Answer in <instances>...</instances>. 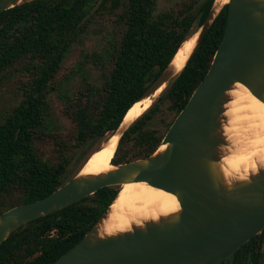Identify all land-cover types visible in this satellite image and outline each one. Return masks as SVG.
Instances as JSON below:
<instances>
[{"label":"trees","instance_id":"obj_1","mask_svg":"<svg viewBox=\"0 0 264 264\" xmlns=\"http://www.w3.org/2000/svg\"><path fill=\"white\" fill-rule=\"evenodd\" d=\"M157 1L30 0L0 12V91L12 75L29 78L20 83V101L0 118V213L40 199L66 182L71 156L63 153L104 141L116 130L126 111L204 23L214 0H191L159 12ZM102 13L114 15L120 30L105 52L95 54L100 84L84 79L65 100L62 113L74 127L69 148L49 118L51 80L76 37ZM226 16L227 4L179 74L122 133L113 164L147 157L158 148L163 135L150 126L153 118L167 111L176 116L184 107L210 67ZM45 136L61 153L54 163L35 148V140ZM116 192L113 186L102 187L20 226L0 243V264H50L92 228ZM263 243L264 228L234 253L230 264H261Z\"/></svg>","mask_w":264,"mask_h":264},{"label":"water","instance_id":"obj_2","mask_svg":"<svg viewBox=\"0 0 264 264\" xmlns=\"http://www.w3.org/2000/svg\"><path fill=\"white\" fill-rule=\"evenodd\" d=\"M27 1L30 0H0V12ZM225 4L222 39L206 74L162 138L159 146L167 144L165 150L157 153L158 146L147 157L112 163L116 169L103 175L80 177V169L48 195L3 211L0 243L31 220L71 205L102 187L126 181H145L174 194L181 208L179 216L147 224L144 230L98 238L96 225L115 195L92 228L50 264H230L234 253L263 230L264 171L250 181L226 188L211 166L218 157L216 147L225 143L217 134L220 104L226 99L223 90L231 82H240L264 102V0H228ZM213 6L214 1L196 31L193 52L220 11L213 16ZM169 64L142 96H155L162 85L160 92L179 74L181 70L167 76ZM126 113L102 144L117 132L120 138L136 119L124 124ZM25 234L26 231L18 239Z\"/></svg>","mask_w":264,"mask_h":264},{"label":"rangeland","instance_id":"obj_3","mask_svg":"<svg viewBox=\"0 0 264 264\" xmlns=\"http://www.w3.org/2000/svg\"><path fill=\"white\" fill-rule=\"evenodd\" d=\"M187 1L191 0H158L156 11L175 8ZM196 1L200 3L204 0ZM119 30L120 27L116 24L114 15L102 13L94 17L87 25L85 31L76 37L54 78L51 80L53 88L48 94L49 118L55 129L62 134V138L67 142V147L69 148L74 143L72 138L74 127L70 120L62 113L65 100L74 95L76 90L83 85L84 79L95 85L100 84L101 71L93 62L96 57L95 54L105 52L109 40L112 39V36H116ZM195 30L197 31L198 28ZM196 31L194 34H196ZM28 79V76L24 74H17L10 76L3 84L0 91V118L7 115L20 101V83ZM158 94L152 96L151 103ZM175 117L171 112H162L153 118L150 126L155 128L158 134L164 137L171 125H169V122L173 121ZM104 141H98L92 145L85 144L71 152H68V150L63 153L71 156L66 174L67 180L78 172L89 154ZM55 146L53 140L47 136L35 140V148L39 155L51 163L56 162L61 156L60 151ZM224 149L223 144H220L216 152H222ZM118 186L113 185L115 189H118ZM259 250L260 252H264V243L259 246ZM260 263L264 264V256L260 258Z\"/></svg>","mask_w":264,"mask_h":264},{"label":"bare ground","instance_id":"obj_4","mask_svg":"<svg viewBox=\"0 0 264 264\" xmlns=\"http://www.w3.org/2000/svg\"><path fill=\"white\" fill-rule=\"evenodd\" d=\"M227 2L228 0H214L213 16L216 15L220 7ZM197 36H198L197 33L193 34L182 43L180 48L177 50V52L173 56L169 64V67L167 68L165 72L167 76L168 75L174 76L176 73H178L180 71V70L179 71L177 70L178 65L180 69L184 66L186 60L188 59L190 54L193 52L196 46ZM189 41H192L193 48L191 50H186L185 45L188 44ZM234 84H238V85H241L243 88H246L249 95H251L256 100L260 101L242 83L235 82ZM162 86L156 91L155 95L158 94V92H160V90L162 89ZM151 100H152V96H148V95H144L141 98H139L127 111L125 119H124V122H125L124 124H127L131 122L132 120H134L135 118H137L150 105ZM260 103H264V102L260 101ZM226 119H228V117H225L224 114L221 113L218 119L220 126L218 127V130H217V134H219V136L223 138L225 141V143L223 144L225 149L222 152H216L218 154V157L215 161L211 163V166H212V170L214 171L216 176L219 178L222 185L226 188H231L238 183H242V181L235 179L234 178L235 174L233 176L228 175V172L233 171L229 157L232 155V152L230 151V149L234 148V145L231 143L226 133V129H227ZM118 138H119V133L117 132L114 136H112V138L107 144H101L99 145L97 149L91 152L93 154L91 155L90 153L91 155V156L89 155L90 158L88 160L86 159L87 162L86 160L84 161V163L85 162L86 163L85 164L83 163L84 166L82 164V166L80 167L81 170L79 169L80 171H79L78 176L94 177V176L103 175L112 170H115L116 166L112 164V158L114 156ZM166 147H167V144H161L157 150V153L163 152ZM218 148H219V145L216 147V150ZM86 170H89V171H86ZM260 171H264V166L260 165L258 162L257 171L251 173L250 178L253 176H256L258 172ZM117 185L119 186H118L115 198L109 205L103 217L99 220V222L96 225V236L98 238L115 237V236L122 235L125 233H130L132 232L133 229L144 230L147 224H158L159 222H162V221L175 219L179 216L181 212V208H179L178 212H171L167 215L161 216L160 219L155 220V221L142 220V223L140 225L132 223L130 231H123V232L117 231L115 234L109 236L104 232V226L106 222L112 219L114 213L121 214L125 212L129 204H132L133 206H136V207L142 206L149 210H158L162 205H164L167 202L168 197H174L176 202L179 204L174 194L164 191L162 189L153 187L145 181H136V182L126 181V182H123ZM126 185H131L132 187H129L126 191L125 189ZM122 192L125 193V196L123 198L120 195ZM113 204H118V206L116 208H113L112 207Z\"/></svg>","mask_w":264,"mask_h":264},{"label":"clouds","instance_id":"obj_5","mask_svg":"<svg viewBox=\"0 0 264 264\" xmlns=\"http://www.w3.org/2000/svg\"><path fill=\"white\" fill-rule=\"evenodd\" d=\"M192 48L193 43L185 47L186 50ZM177 70H181L179 66ZM223 96L226 99L220 104V113L228 117L226 133L234 145L229 157L233 171L228 172V175L235 174L234 178L242 182L250 181V174L257 171L258 162L264 166V103L249 95L246 88L233 82L223 90ZM129 187L132 186H125L126 191ZM120 195L123 198L125 193ZM117 206L118 204L112 205L113 208ZM179 208L174 197H168L167 202L158 210L129 204L125 212L113 214L112 219L106 222L104 232L111 236L117 231H130L132 223L140 225L142 220L155 221L171 212H178Z\"/></svg>","mask_w":264,"mask_h":264},{"label":"snow or ice","instance_id":"obj_6","mask_svg":"<svg viewBox=\"0 0 264 264\" xmlns=\"http://www.w3.org/2000/svg\"><path fill=\"white\" fill-rule=\"evenodd\" d=\"M192 43V41H189V43L188 44H186V46L185 47H187V45H190ZM179 66V65H178Z\"/></svg>","mask_w":264,"mask_h":264},{"label":"flooded vegetation","instance_id":"obj_7","mask_svg":"<svg viewBox=\"0 0 264 264\" xmlns=\"http://www.w3.org/2000/svg\"><path fill=\"white\" fill-rule=\"evenodd\" d=\"M250 240H251V239H250ZM247 243H248V242H247ZM247 243H246V244H247Z\"/></svg>","mask_w":264,"mask_h":264}]
</instances>
